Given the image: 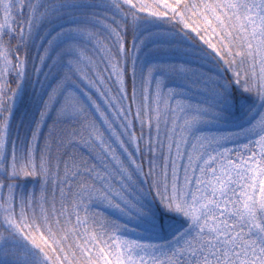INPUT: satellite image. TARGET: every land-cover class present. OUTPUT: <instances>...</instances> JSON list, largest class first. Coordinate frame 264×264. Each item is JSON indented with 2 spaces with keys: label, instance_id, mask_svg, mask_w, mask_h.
<instances>
[{
  "label": "snow or ice",
  "instance_id": "1",
  "mask_svg": "<svg viewBox=\"0 0 264 264\" xmlns=\"http://www.w3.org/2000/svg\"><path fill=\"white\" fill-rule=\"evenodd\" d=\"M0 264H264V0H0Z\"/></svg>",
  "mask_w": 264,
  "mask_h": 264
}]
</instances>
